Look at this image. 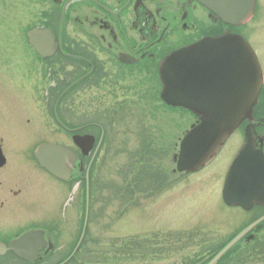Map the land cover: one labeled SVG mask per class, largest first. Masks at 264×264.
<instances>
[{"label":"flooded vegetation","instance_id":"obj_1","mask_svg":"<svg viewBox=\"0 0 264 264\" xmlns=\"http://www.w3.org/2000/svg\"><path fill=\"white\" fill-rule=\"evenodd\" d=\"M25 4L28 7L22 3L29 16L18 21L23 27L16 35L21 49L9 43L0 27V81L6 72L28 81L29 90L17 91L16 97L32 99L38 108L33 117L21 119L32 128L34 138L23 147L25 156L17 158L7 155L4 111L0 108V243L8 245L25 232L41 230L45 244L38 248V258L62 259L65 249L59 243H65V230L68 232L65 187L74 183L82 202L86 169L102 150L100 115L117 118L132 115L133 109L137 111L144 123V145L150 140V124L173 115L168 145L174 147L181 139L178 132L181 133L182 121L189 126L196 118L191 111L162 101L159 62L204 37L228 32L246 38V31L242 26L223 23L197 0H27ZM254 18L256 35L252 47L262 70L263 96L264 0H256ZM32 29L50 31L51 37L43 44L48 56L38 54L29 43L27 32ZM5 97L1 91L0 99ZM76 114L78 120L74 118ZM257 134L263 133L257 129ZM85 135L95 140L87 155L75 143L77 136ZM42 143L70 148L77 155L68 182L51 175L34 158V149ZM82 144L88 147L83 141ZM94 176L93 171L90 177L89 169L90 182ZM48 184L55 188L46 193ZM36 212H40L38 217ZM21 213L24 219L4 223L9 216ZM257 231L246 236L245 241L254 240ZM6 259L19 260L11 251L0 255V264Z\"/></svg>","mask_w":264,"mask_h":264},{"label":"rangeland","instance_id":"obj_2","mask_svg":"<svg viewBox=\"0 0 264 264\" xmlns=\"http://www.w3.org/2000/svg\"><path fill=\"white\" fill-rule=\"evenodd\" d=\"M26 1L0 0L3 19L0 27L9 37V43L17 48H20V41L16 35L23 27V23L20 27L18 21L29 16ZM23 2L27 7L22 5ZM243 28L253 46L256 20L252 18ZM17 76L6 72L0 81V92L6 93V97L0 99L5 118L3 138L7 155L13 158L25 156L23 147L34 137L32 128L23 121L25 117L37 114L35 108H38L32 99H17V91L29 90L28 81L19 80ZM136 112L133 109L132 115H118L117 118L110 114L100 115L103 128L99 135L104 137L105 144L91 167V174L94 171L95 176L90 182L85 241L68 264H200L231 233L260 214L255 210L244 213L222 202L221 190L226 171L243 140L240 131L228 139L201 171L178 175L173 172L175 164L172 162L178 142L174 147L168 145L169 120L173 115L160 117L156 125L150 124V140L144 145L141 137L144 123L141 114ZM77 117L76 114L74 118L78 120ZM182 122L181 132L188 128ZM31 125L34 126L33 123ZM180 135L178 132V137ZM142 166L146 170H140ZM143 170L146 173L140 174ZM49 188L54 189L55 186L48 184L46 193ZM76 189L74 183L65 187V225L68 232L65 230V243H59V246L64 247L66 254L73 245L76 230L81 227L83 209ZM24 215L9 216L4 223L24 219ZM34 215L38 217L40 212ZM228 254L224 264H264V227L257 231L254 240L242 242L238 252ZM58 261L50 258L39 264ZM4 264L20 262L6 259Z\"/></svg>","mask_w":264,"mask_h":264},{"label":"water","instance_id":"obj_3","mask_svg":"<svg viewBox=\"0 0 264 264\" xmlns=\"http://www.w3.org/2000/svg\"><path fill=\"white\" fill-rule=\"evenodd\" d=\"M197 1L231 26L245 23L255 9V0ZM27 35L40 55L49 54L43 45L51 37L49 31L31 30ZM159 76L161 99L168 105L189 109L197 118V122L181 138L173 157L174 172L186 174L202 169L237 127L248 120L244 142L227 170L222 198L226 205L246 211L254 206H264V138L256 136V127L264 125V120L252 122L253 108L262 87V72L250 44L233 33L205 37L163 58L159 62ZM82 141L90 146L94 138H75L83 153L88 154L90 147L85 148ZM34 156L41 167L65 181L70 178L77 158L71 149L49 143L40 144ZM263 220L264 215L239 232L206 264H217L250 229L258 227ZM86 222L87 210L84 229L74 251L83 238ZM42 235L41 231H30L8 246L0 243V254L11 250L22 259L35 262L38 248L45 244Z\"/></svg>","mask_w":264,"mask_h":264},{"label":"trees","instance_id":"obj_4","mask_svg":"<svg viewBox=\"0 0 264 264\" xmlns=\"http://www.w3.org/2000/svg\"><path fill=\"white\" fill-rule=\"evenodd\" d=\"M254 116L255 117H264V102H260L259 103V106L255 109V112H254ZM140 153V155H142L141 154V151L139 152ZM142 169H145L146 170V168H144L143 166L140 168V170H142ZM144 173H146L144 170L143 171H141V173L140 174H144ZM135 187V186H134ZM138 188V185H136V189ZM132 190L134 189V188H131ZM256 209H258L259 211H260V215L261 214H263L264 213V208H258V207H256ZM234 235L235 234H232V235H230L224 242H221L216 248H215V250L212 252V254L208 257V258H206L205 260H203V262H201L200 264H206L227 242H229L233 237H234ZM240 245H241V243H238L236 246H234L228 253H231V252H233V251H236V252H238V250H239V247H240ZM74 247V244L72 245V247H71V249L68 251V253L66 254L67 256L71 253V251H72V248ZM226 254V255H224L222 258H221V260L219 261V264H224L223 262V260L227 257V255H229V254ZM66 256V257H67ZM75 256V255H74ZM73 256V257H74ZM73 257L67 262V263H65V264H68V263H70L72 260H73ZM63 260H59L57 263H55V264H58V263H60V262H62ZM22 264H30V263H22Z\"/></svg>","mask_w":264,"mask_h":264},{"label":"bare ground","instance_id":"obj_5","mask_svg":"<svg viewBox=\"0 0 264 264\" xmlns=\"http://www.w3.org/2000/svg\"><path fill=\"white\" fill-rule=\"evenodd\" d=\"M165 134H166V133L163 132V135H164V136H165ZM169 138H170V136L168 137V141L170 140ZM171 138H172V137H171ZM166 140H167V139H165L164 141H166Z\"/></svg>","mask_w":264,"mask_h":264}]
</instances>
